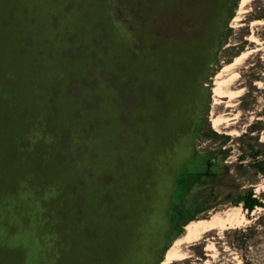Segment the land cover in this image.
I'll use <instances>...</instances> for the list:
<instances>
[{"label": "rangeland", "instance_id": "obj_1", "mask_svg": "<svg viewBox=\"0 0 264 264\" xmlns=\"http://www.w3.org/2000/svg\"><path fill=\"white\" fill-rule=\"evenodd\" d=\"M233 2L211 47L220 0H0V264H264V0Z\"/></svg>", "mask_w": 264, "mask_h": 264}, {"label": "trees", "instance_id": "obj_2", "mask_svg": "<svg viewBox=\"0 0 264 264\" xmlns=\"http://www.w3.org/2000/svg\"><path fill=\"white\" fill-rule=\"evenodd\" d=\"M223 1V0H221ZM224 2V4H222ZM221 4H218L219 7V19H218V25H217V33L221 32L220 27L223 29L226 26L227 20H224L221 23V15L222 18H224L225 14H223V10L225 9V6L228 5L230 6L231 3L233 4V0H224ZM235 5V4H234ZM222 8V9H220ZM228 10V9H226ZM221 12V13H220ZM229 15V14H228ZM228 15H226V18L228 17ZM211 41H212V46L214 47L215 44H217L215 42V34L211 36ZM252 157H256L258 155V152L255 151L252 154ZM214 161L212 159L207 161V165H206V170L204 172L198 173L197 176L198 177H202V176H210L212 175V171L211 168L214 166ZM261 171H263V169H261ZM235 204H241L244 209L248 212V211H252L256 206H260L262 205V201L260 199H258V197L254 196L253 192L251 190H248L246 192H244L240 197H238L237 199H235ZM170 238H173L172 236Z\"/></svg>", "mask_w": 264, "mask_h": 264}, {"label": "flooded vegetation", "instance_id": "obj_3", "mask_svg": "<svg viewBox=\"0 0 264 264\" xmlns=\"http://www.w3.org/2000/svg\"><path fill=\"white\" fill-rule=\"evenodd\" d=\"M224 1V0H223ZM222 1V2H223ZM219 4H221V0H220V3ZM222 4H224V2L222 3ZM223 14H225V16H224V18H222V15H221V23L226 19V15H228V10H226V9H224L223 10V12H222ZM220 29H221V32H219V33H217V35L215 36V42L218 44V41H219V37H220V35L222 34V32H223V29L220 27ZM217 44H215V45H217ZM208 54H209V56H208V58L203 62V73L201 74L200 72V75H198V78H199V80H200V77L202 78V77H204L206 74H207V72H208V68H209V66H208V63H209V60L210 59H212V57H213V50L211 49V51H210V49L208 50ZM192 72L194 73V71L192 70ZM197 72L198 71H195V75H197ZM185 77V76H184ZM204 84V83H203ZM256 157H258V155L256 156ZM175 213H173L172 214V221H171V228H170V231H169V233H168V238L169 237H174V236H176L178 233H179V230H180V228L181 227H183V222L185 221V219H181L180 217H179V215L177 214V211H174ZM168 240V239H167Z\"/></svg>", "mask_w": 264, "mask_h": 264}, {"label": "bare ground", "instance_id": "obj_4", "mask_svg": "<svg viewBox=\"0 0 264 264\" xmlns=\"http://www.w3.org/2000/svg\"><path fill=\"white\" fill-rule=\"evenodd\" d=\"M244 1H246V0H242V2H244ZM216 89V88H215ZM223 89V88H222ZM220 90V89H219ZM222 219V218H221ZM201 222H203V224L204 223H206L203 219L202 220H198V221H196L195 222V226L197 225V226H200L202 223ZM207 222H208V220H207ZM223 222V224L225 223V220H223L222 221ZM203 224H202V226H203ZM194 225V224H193ZM220 226V225H219ZM193 228L194 227H192L190 224L189 225H187V231L188 232H192V230H193ZM202 228V227H201ZM196 232V231H195ZM197 234V233H196ZM194 235V234H193ZM189 241V240H188ZM172 249V248H171ZM166 259L169 261L170 259H176V257H174V256H171V255H169L168 254V258L166 257Z\"/></svg>", "mask_w": 264, "mask_h": 264}, {"label": "built area", "instance_id": "obj_5", "mask_svg": "<svg viewBox=\"0 0 264 264\" xmlns=\"http://www.w3.org/2000/svg\"><path fill=\"white\" fill-rule=\"evenodd\" d=\"M254 196H256V195L254 194Z\"/></svg>", "mask_w": 264, "mask_h": 264}]
</instances>
